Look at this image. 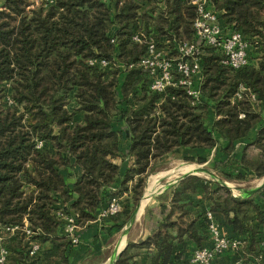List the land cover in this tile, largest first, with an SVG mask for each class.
Segmentation results:
<instances>
[{
  "label": "trees",
  "instance_id": "trees-1",
  "mask_svg": "<svg viewBox=\"0 0 264 264\" xmlns=\"http://www.w3.org/2000/svg\"><path fill=\"white\" fill-rule=\"evenodd\" d=\"M210 2L251 50L233 68L222 51L203 45L195 99L183 86L151 90L140 64L151 38L169 55L196 40L189 0H0V229L28 221L34 232L5 240L4 264H73L57 210L76 213L84 229L129 192L110 217L121 228L158 163L182 149L198 164L217 151L215 173L188 174L154 197L143 234L113 264H140L142 250L149 264H192L194 250L211 244L208 211L225 234L244 241L212 264H264V185L234 195L222 183L264 177V0ZM95 57L110 66L90 64ZM70 166L80 168L72 183ZM34 238L51 246L31 255Z\"/></svg>",
  "mask_w": 264,
  "mask_h": 264
},
{
  "label": "built area",
  "instance_id": "built-area-1",
  "mask_svg": "<svg viewBox=\"0 0 264 264\" xmlns=\"http://www.w3.org/2000/svg\"><path fill=\"white\" fill-rule=\"evenodd\" d=\"M189 2L196 11L193 22L196 40L180 42L177 46V53L169 55L170 52L158 46L151 38L148 43L147 55L141 59L140 64L151 77V90L161 92L169 85L183 86L187 94L199 99L201 90L194 83L201 79L202 64L199 54L203 45H210L222 51L224 56L222 62L233 68H240L248 62L251 49L240 31L223 26L220 11L213 7L210 0H189ZM133 39L141 41L139 34H135ZM89 63L101 67H107L111 64L110 60L104 57L91 58ZM176 73L180 74L178 78H176ZM236 97H241V93L233 94L231 100L234 101ZM250 97L252 101H256L254 94H251ZM38 145L41 146L42 143L39 142ZM227 184L231 187L228 182ZM122 204L121 197L112 198L99 211L95 221L103 222L117 215L122 210ZM60 216L64 219V233L72 244H78L82 229L78 224L77 214L61 213ZM207 216L211 220L209 224L211 244L194 250L191 256L192 264H212L215 258L225 251L239 250L244 244L241 238L225 234L221 225L213 219L211 211L207 212ZM20 229L25 232L27 238H30L34 233L28 221L22 226L16 224L0 229V264H4L10 254L9 248L5 245V240L15 236L16 231ZM42 247V242L39 239H32L30 241V254H35ZM234 264H240V260H236Z\"/></svg>",
  "mask_w": 264,
  "mask_h": 264
},
{
  "label": "crops",
  "instance_id": "crops-1",
  "mask_svg": "<svg viewBox=\"0 0 264 264\" xmlns=\"http://www.w3.org/2000/svg\"><path fill=\"white\" fill-rule=\"evenodd\" d=\"M250 136L253 137L254 133H251ZM246 142H249V140H246ZM242 144L241 147H243ZM250 149H254L253 146L248 148V150ZM76 172L78 176L80 174V168L78 166L76 168ZM174 181L169 182L167 185H163L159 188H167L171 184H174ZM259 184L260 182H257L253 189ZM129 194V192L124 194L121 197V201L126 200L129 197ZM160 194L162 193L152 195L150 200L154 201V197ZM233 194L236 195L237 193L234 192ZM148 204L149 203L145 204L143 209H140L138 217H130L129 221L121 228L117 226L118 223L116 220L110 218L103 222H90L84 229L81 230L80 242L78 244L72 245V248L69 251L71 262L73 264H113L128 245V242L130 240L139 239L143 234V215ZM216 217L220 221L224 220V215L221 213H217ZM50 246V242H46L43 244V249H46ZM139 263H150V258L147 256L145 250H142L139 256Z\"/></svg>",
  "mask_w": 264,
  "mask_h": 264
},
{
  "label": "rangeland",
  "instance_id": "rangeland-1",
  "mask_svg": "<svg viewBox=\"0 0 264 264\" xmlns=\"http://www.w3.org/2000/svg\"><path fill=\"white\" fill-rule=\"evenodd\" d=\"M77 106L78 105H77L76 101L74 100V97L72 96L69 107L72 110H74ZM82 114L83 113L78 112L76 114V117H75L76 120H81ZM249 152L252 155L255 153V150L250 149ZM189 155H190V151H187L186 149H184V150L182 149L179 152H176L175 154L165 158L163 161H160L158 163V166H159L158 170L151 173L149 178H148V182H147V185L145 188V193L149 189V185H150L149 182H151V180L154 176L159 175V174H164V175H162L163 177L162 176L159 177V181L157 184L158 186H156L157 188H159L163 185H167L169 182L174 181L175 179H177V177L183 176V174L185 173V169H187L186 167H188V166L189 167L192 166V168H193V166L196 167V165L198 164L197 162L186 160V157H188ZM218 156L219 155H218L217 151H214V153L212 151V153L207 156L209 158L208 161L204 164H199V165H202L207 170H211L212 173L213 172L215 173L214 165H213V159L218 157ZM76 168H77V166H70L69 168L65 169V174H66L70 183H72L74 181V179H76L79 176V175L77 176ZM196 171H197V174L207 176V177L209 176L208 172H206V170H204V169H199ZM190 173L192 174V171ZM263 178L264 177L259 178V179L253 178V179H250V180L245 181V182H238V181H227V182L231 186L230 188L232 190V193L235 192V193H237L236 195H240L243 191L248 190L250 188H253L255 186V184L257 182H261ZM149 200H150V198H149ZM149 200L147 201V203L152 202V200H150V201ZM61 213H64L62 208L57 210V215H60Z\"/></svg>",
  "mask_w": 264,
  "mask_h": 264
},
{
  "label": "water",
  "instance_id": "water-1",
  "mask_svg": "<svg viewBox=\"0 0 264 264\" xmlns=\"http://www.w3.org/2000/svg\"><path fill=\"white\" fill-rule=\"evenodd\" d=\"M199 169H204V170H205V168H204L202 165H196V167L193 166V168H192L191 170L186 171V172L183 174V176H179V177H177V179L174 181V183L177 182L179 179L183 178L184 176H186V175H188V174H191V173H190L191 171H192V174H197V171H196V170H199ZM222 183H223V184H226V185L228 186L227 182H222ZM263 185H264V178L262 179V181L260 182V184H259L258 186H256L254 189L251 190V192H256V191H257L258 189H260ZM165 189H166V188H157V189L155 190V192H154L152 195H156V194H158V193H162ZM146 190H147V189H146ZM147 191H148V190H147ZM147 191H146V193L143 195L141 202H140V203L138 204V206L134 209V211H133V213H132V216H131L132 218H136V217H138L139 211H140L141 206H142L143 198H144V196L147 194ZM152 195H151V196H152Z\"/></svg>",
  "mask_w": 264,
  "mask_h": 264
},
{
  "label": "bare ground",
  "instance_id": "bare-ground-1",
  "mask_svg": "<svg viewBox=\"0 0 264 264\" xmlns=\"http://www.w3.org/2000/svg\"><path fill=\"white\" fill-rule=\"evenodd\" d=\"M187 169H185V172L192 169V166L191 167H186ZM161 175H164V174H159V175H156L152 178L150 185H149V189L147 191V194L144 196L143 198V201H142V206H141V209H143L145 203L148 201V199L151 197V195L155 192L156 190V186H158V181H159V177H161ZM124 245V244H123Z\"/></svg>",
  "mask_w": 264,
  "mask_h": 264
}]
</instances>
